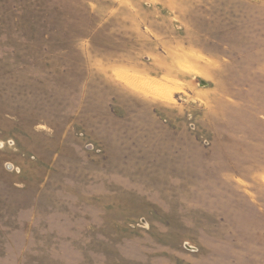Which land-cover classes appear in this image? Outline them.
I'll return each instance as SVG.
<instances>
[{
  "label": "rangeland",
  "instance_id": "obj_1",
  "mask_svg": "<svg viewBox=\"0 0 264 264\" xmlns=\"http://www.w3.org/2000/svg\"><path fill=\"white\" fill-rule=\"evenodd\" d=\"M0 264H264V0H0Z\"/></svg>",
  "mask_w": 264,
  "mask_h": 264
},
{
  "label": "bare ground",
  "instance_id": "obj_2",
  "mask_svg": "<svg viewBox=\"0 0 264 264\" xmlns=\"http://www.w3.org/2000/svg\"><path fill=\"white\" fill-rule=\"evenodd\" d=\"M137 78V77H136ZM137 79H139V77L137 78ZM143 81V80H142ZM148 86V85H147ZM159 87H160V84H159ZM152 88V87H151ZM161 92H164V91H161ZM160 95H162V94H160ZM166 96V95H165Z\"/></svg>",
  "mask_w": 264,
  "mask_h": 264
}]
</instances>
